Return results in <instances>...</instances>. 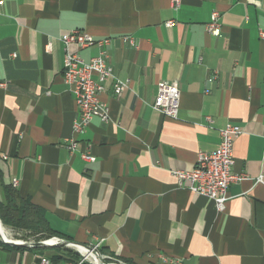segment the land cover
I'll use <instances>...</instances> for the list:
<instances>
[{
	"label": "crops",
	"instance_id": "crops-1",
	"mask_svg": "<svg viewBox=\"0 0 264 264\" xmlns=\"http://www.w3.org/2000/svg\"><path fill=\"white\" fill-rule=\"evenodd\" d=\"M213 10L219 36L205 30ZM73 29L110 40L114 77L125 82L119 97L106 82L100 98L109 119L94 116L79 134L72 131L75 99L62 79L60 37ZM260 31L264 0H182L176 11L170 0L0 3V197L16 179L19 195L44 211L52 230L111 261L264 264ZM70 50L84 60L97 53ZM160 81L178 84L176 118L152 107ZM229 123L241 130L232 171L246 178L228 187L218 213L211 199L179 186L171 172L193 169L197 154L214 150ZM69 137L77 141L73 152L66 149ZM84 151L94 161L82 160ZM69 250L81 255L0 240V264L88 262Z\"/></svg>",
	"mask_w": 264,
	"mask_h": 264
},
{
	"label": "built area",
	"instance_id": "built-area-1",
	"mask_svg": "<svg viewBox=\"0 0 264 264\" xmlns=\"http://www.w3.org/2000/svg\"><path fill=\"white\" fill-rule=\"evenodd\" d=\"M5 0H0V3ZM182 0H170L171 9L176 11ZM220 14L213 10L210 20L205 24L208 34L219 36L221 31ZM173 20H167L165 26L173 25ZM260 37L264 38V31H260ZM127 39V38H124ZM60 40L64 48V60L62 66V79L72 92L77 108L76 118L72 123V131L75 134L82 133L90 124L91 119L97 116L102 121H107L108 107L100 96L105 90L107 81L112 80V92L119 97L125 88V82L114 77L113 68L109 61L107 48L110 40L108 38H94L90 33L73 29L61 35ZM129 42L133 44L131 39ZM77 46L79 49L96 47L97 53L88 60H84L77 52H72L70 47ZM211 79V78H210ZM209 79V81H210ZM180 90L175 81H160L156 86V94L152 107L163 115L176 118L179 108ZM209 119V118H208ZM241 130L239 126L229 123L219 130L218 146L208 152H199L196 163L191 170H173L172 176L179 186H185L192 192L205 196L213 201L218 213L222 212L228 200V187L246 178L243 174H235L232 171L233 144ZM77 147L74 137L66 140V149L73 152ZM80 157L87 162L94 161V156L89 152H81ZM11 185L15 188L17 180L12 179ZM58 243L63 239L51 237ZM0 240L4 243H32L34 239L23 240L6 239L0 234ZM106 259L108 257L104 256ZM87 261L82 257L81 261ZM114 264H124L114 261ZM40 264H52L48 259H41Z\"/></svg>",
	"mask_w": 264,
	"mask_h": 264
},
{
	"label": "trees",
	"instance_id": "trees-1",
	"mask_svg": "<svg viewBox=\"0 0 264 264\" xmlns=\"http://www.w3.org/2000/svg\"><path fill=\"white\" fill-rule=\"evenodd\" d=\"M0 221L17 229L30 230L42 239L58 237L70 241L67 236L52 230L46 221L44 211L20 196L11 184L3 185V196L0 197ZM69 252L77 256L71 250Z\"/></svg>",
	"mask_w": 264,
	"mask_h": 264
},
{
	"label": "water",
	"instance_id": "water-1",
	"mask_svg": "<svg viewBox=\"0 0 264 264\" xmlns=\"http://www.w3.org/2000/svg\"><path fill=\"white\" fill-rule=\"evenodd\" d=\"M1 233H2V223L0 221V234ZM8 244L11 245V246H25V247H33V248H38V247L41 248V247H45V246H60V247H69V248H71L70 245H76V246H80V247L84 248L86 251H88V252H90L92 254H95L102 264H110L107 261V259L104 256H102L93 246L86 245V244H80V243H76V242H73V241L61 240L58 243H49L48 240H38V241H35V242H32V243H14V242H10ZM81 256L84 257L83 254H81Z\"/></svg>",
	"mask_w": 264,
	"mask_h": 264
},
{
	"label": "rangeland",
	"instance_id": "rangeland-1",
	"mask_svg": "<svg viewBox=\"0 0 264 264\" xmlns=\"http://www.w3.org/2000/svg\"><path fill=\"white\" fill-rule=\"evenodd\" d=\"M2 225L4 226V228L6 229V231L9 233L10 237L13 238V239L21 238L23 240H26V239L47 240V239L40 238V236L38 234H35L32 231H30V230L17 229V228H14L12 226L4 225L3 223H2ZM79 256L81 257V255H77V256H74V258L79 257ZM107 261L109 263H115L114 261H111L110 259H107Z\"/></svg>",
	"mask_w": 264,
	"mask_h": 264
},
{
	"label": "bare ground",
	"instance_id": "bare-ground-1",
	"mask_svg": "<svg viewBox=\"0 0 264 264\" xmlns=\"http://www.w3.org/2000/svg\"><path fill=\"white\" fill-rule=\"evenodd\" d=\"M2 235L6 239H10L11 238L9 233L6 231V229L4 228L3 225H2ZM47 240H48L49 243H53L55 241L53 238H49ZM70 246H71L72 249L76 250L80 254H83L85 259L88 262H90L91 264H102L95 254H92V253L86 251L84 248H82L80 246H76V245H70ZM110 264H114V263H110Z\"/></svg>",
	"mask_w": 264,
	"mask_h": 264
}]
</instances>
